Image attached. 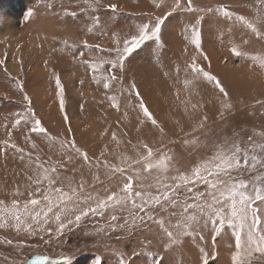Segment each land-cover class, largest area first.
I'll list each match as a JSON object with an SVG mask.
<instances>
[{
    "label": "rangeland",
    "instance_id": "obj_1",
    "mask_svg": "<svg viewBox=\"0 0 264 264\" xmlns=\"http://www.w3.org/2000/svg\"><path fill=\"white\" fill-rule=\"evenodd\" d=\"M157 3L160 0H100L90 9L81 0H0V60L4 61L0 64V199L9 202L17 187L26 190L37 156L42 162L57 165L65 186L71 183L76 187L83 182L80 193L83 197L90 195L93 199L88 203L94 204L95 199L117 191L125 182L120 173L97 165V160L123 166L122 157H135L137 150H144L133 146L146 143L154 149L168 150L175 166L186 170L205 154L203 145L234 134L246 138L264 132V68L256 66L249 56L264 53V35L207 11L223 5L236 16L253 18L259 8L257 0H193V7L200 9L196 12L185 10L186 0H182V9L173 11L162 29V44L150 41L137 49L124 61L118 73L121 81L113 82L111 88L95 82L81 60L108 54L85 48L83 42L114 47L115 36L122 38L137 25L172 11V0H163L160 7ZM111 4L117 5L115 10L109 7ZM193 24L200 33L202 51L190 43ZM258 27L264 33V24ZM233 47L244 54L235 55ZM192 57L219 79L228 92L231 109L222 108V94L206 79L184 86V80L190 79L186 64ZM57 75L64 87L63 110ZM20 82L31 98L36 118L55 140L31 133V121L13 127L16 114L27 107ZM132 83L139 96L135 89L129 94ZM112 95L117 96L119 108L112 106ZM141 98L157 124L140 110ZM192 104H197V109L193 110ZM202 121L203 127L194 132ZM194 137L199 144L183 143ZM73 138L89 161L73 149H61L63 140ZM5 140L23 148V154L5 147ZM32 142L36 148L31 147ZM146 182L151 183V177ZM155 212L167 215L159 208ZM112 214L111 210L103 216L89 214L78 224L67 225L63 232L56 230L55 221L44 226L50 227L51 233L39 227L31 235L23 230L0 229V264H31L36 257L60 260L64 256L71 257V264H97L98 259L104 264H119L120 252L125 253L129 264H203L201 249L208 253V264H232L234 238L227 226L215 241V234L205 230L203 240L199 235L182 236L171 251H166L167 238L154 220L145 217L142 221L118 211L114 214L120 219L111 221ZM110 225L119 227L113 230ZM248 262L264 264V254L253 252Z\"/></svg>",
    "mask_w": 264,
    "mask_h": 264
},
{
    "label": "snow or ice",
    "instance_id": "obj_2",
    "mask_svg": "<svg viewBox=\"0 0 264 264\" xmlns=\"http://www.w3.org/2000/svg\"><path fill=\"white\" fill-rule=\"evenodd\" d=\"M81 2L87 8L94 9L99 5L100 0H81ZM162 3L163 0H160L157 7ZM257 3L259 8L253 18L236 16L223 5L216 9L208 8L207 11L233 19L254 34L264 35L258 27V24H264V0H257ZM109 7L115 10L117 5L111 4ZM170 8L172 11L137 25L134 31L124 37L115 36L114 47L103 48L99 44L90 45L87 41L83 42L85 48L108 54L81 60V63L91 70L97 84H102L106 89L111 88L113 82L121 81L118 73L123 69L124 61L137 49L150 41L162 44V29L172 17L173 11L182 9V0H172ZM183 8L190 12L200 11L193 7V0H186ZM32 14L31 11L28 13L29 16ZM190 43L202 51L200 33L194 24L190 29ZM231 51L237 56L244 54L235 47L231 48ZM79 55L83 56L84 53L81 52ZM249 56L256 66L264 68V53H249ZM205 59H207L206 55ZM3 63L4 61L0 60V64ZM186 69L190 79L184 80L185 87L199 79H206L222 94V108L224 110L232 108L228 100V92L219 79L197 63L195 57H192L191 63L186 64ZM176 71L179 72V69ZM55 81L59 89L60 107L63 110L64 87L58 75ZM18 86L23 94V100L27 102V107L23 112L16 114L13 127L20 126L22 121L25 123L31 121L29 129L31 133L45 134L49 140H55V137L48 135V130L42 125L41 120L36 118L35 110L31 107V98L24 92L23 83L20 82ZM132 89L136 90V96L140 95L135 83L130 85L129 94H132ZM177 96L179 97V93ZM109 99L113 107L119 108L116 95H112ZM191 107L195 110L198 105L192 104ZM139 108L152 124H157L142 98ZM64 118L68 119L66 112ZM207 119V116L203 117V121ZM203 121L193 129L194 132L203 127ZM8 135L11 137V132ZM256 136L260 137L259 141ZM256 136L241 138L239 134H234L203 145L205 154L186 170L175 166V158L168 150L154 149L146 143L133 146L144 151L137 150L135 157H122L123 166L112 165L107 160H97V165L109 168L112 173H120L125 182L117 191H111L105 197L95 199L94 204L88 203L93 199L90 195L87 197L81 195L83 182H78L76 187H72L71 183L65 186L60 179L57 165L42 162L37 156L32 161L35 165L34 175L28 176L29 184L26 190L22 192L17 187L9 202L0 199V229L12 228L17 232L23 230L31 235L39 227L51 233L52 229L44 226L50 221H55L56 230L63 232L67 225L78 224L89 214L103 216L105 212L111 210L113 213L110 216L111 221H117L120 217L114 213L126 211L134 219L143 221L147 217L148 220H154L167 238L164 244L166 251H171L180 242L182 236L199 235L200 240H203L202 233L205 230L215 234L213 236L215 241V236H219L227 226L231 229V237L234 238V251L230 255L232 264H249L248 258L253 252L264 254V132H258ZM26 139L31 140V137L27 136ZM2 143L5 147L15 149L21 154L24 152L23 148H19L15 143H9V140ZM183 143L195 146L199 144V140L194 137L192 140H184ZM31 147L36 148V143L32 142ZM60 147L73 149L85 161H89L88 154L76 146L74 138L63 140ZM31 155L29 153V157ZM103 155L102 152L101 156ZM23 158L21 155V159ZM149 177L152 179L151 183L146 182ZM157 208L167 215L158 216L155 212ZM169 209L173 211L169 212ZM127 222L125 218V224ZM110 227L115 230L119 225H110ZM201 251L204 253L203 264H208V253L203 249ZM145 254L152 255L147 252ZM31 264H71V257L64 256L60 260L36 257ZM97 264H104V261L98 259ZM119 264H129L123 252L119 253Z\"/></svg>",
    "mask_w": 264,
    "mask_h": 264
}]
</instances>
